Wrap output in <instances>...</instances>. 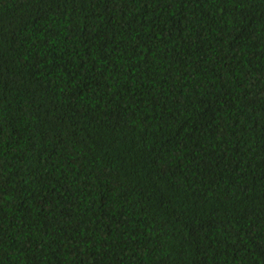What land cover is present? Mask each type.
Instances as JSON below:
<instances>
[{
    "label": "trees",
    "instance_id": "obj_1",
    "mask_svg": "<svg viewBox=\"0 0 264 264\" xmlns=\"http://www.w3.org/2000/svg\"><path fill=\"white\" fill-rule=\"evenodd\" d=\"M0 264H264V0H0Z\"/></svg>",
    "mask_w": 264,
    "mask_h": 264
}]
</instances>
